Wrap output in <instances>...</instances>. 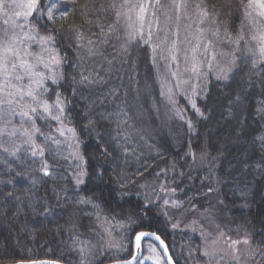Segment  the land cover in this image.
<instances>
[{"label":"snow or ice","instance_id":"1","mask_svg":"<svg viewBox=\"0 0 264 264\" xmlns=\"http://www.w3.org/2000/svg\"><path fill=\"white\" fill-rule=\"evenodd\" d=\"M77 2L0 0V185L11 186L7 195L17 202L15 222H19V215L26 207L33 217L42 218L38 226L43 227L45 220L52 224L48 218L55 207H61L59 195L55 205L36 197L38 180L33 172L43 174L40 181L45 177L65 181L64 187H53L52 192L64 195V206L69 202L82 206L81 213L69 215L77 219L80 215H95L97 221L101 220L103 191L93 188L82 195L94 181L103 183L107 171L104 165L91 167L84 151L81 135L87 132L91 137L92 124L107 121L114 125L106 131L109 139L101 157L111 155L116 161L115 167H119L120 162L130 164L132 157L138 159L137 137L150 149L155 147L146 139L150 132L143 124V110L137 108L135 115L132 114L129 87L124 85L120 69L113 66L118 59L121 65L125 63L130 48L142 50L147 69L143 83L138 79V67L127 76L135 92L132 100L139 103L146 97L151 101L147 109L150 115L155 113L158 117L162 105L165 115H175L186 123L189 140L187 144L179 143L181 148H186L184 158L191 156L193 160L197 157L190 136L196 124L185 119L187 108L207 121L210 112L206 107L202 110L197 99L206 100L208 78L214 76L224 87H229L240 65L245 64L249 69L247 79L229 95L225 108L224 119L231 121V127L216 137L206 135L199 145L201 166H207V192L203 195L208 198V206L198 207L199 200L192 197L189 206L184 208L183 200L168 195L169 192L174 194L175 188H169L167 183L155 186L165 194L163 205L171 203L178 211L183 209L182 215L196 214L191 216L188 226L193 232L199 230L205 239L202 247L195 251L204 259V264H219L223 257L208 245L209 233H205L200 221L206 220L218 230L212 243L226 235L220 230L218 219L221 212L230 210L225 199L229 193L224 189L238 194L239 201L232 203H239L242 210L254 206L258 209L264 230V0H228L224 20L219 18V12L209 11L203 0H107L100 5L103 11L112 13L107 31L102 24L87 30L76 25L69 29L57 27L61 19L75 12L70 5ZM85 22L91 24V19L86 18ZM114 40L118 44H114ZM65 41L76 53L75 63L67 62ZM109 47L113 50L111 53ZM127 62L135 64V61ZM113 77L120 83H111ZM256 85L260 95L250 100L248 94ZM181 100L186 102L184 108L179 106ZM77 117L81 120L79 127ZM137 121L141 123L138 125ZM96 137L98 142L103 139L99 133ZM130 144L135 146L129 148ZM156 150L162 158L164 152ZM230 152L234 158L228 160ZM62 160L67 164L61 165ZM148 163L143 162V171L137 168V174L143 175ZM171 167L175 169V163ZM61 168L65 170L61 172ZM155 175L167 181V168L158 170ZM17 181L24 183L18 187ZM129 182L134 181L121 180L120 187L109 195L128 197L130 201L136 194L131 189L121 190ZM21 190L24 196L16 194ZM98 194L99 200L95 198ZM213 194L215 203H212ZM88 208L92 211L83 210ZM153 208L152 201L145 197L125 218L129 224L138 221L139 224L132 231L134 240L128 241L134 250L129 251L130 258H125L123 264H145V261L174 264L161 236L150 229L142 230L143 221ZM108 219L104 217L105 222ZM53 226L60 227L59 224ZM175 227L177 225L173 224ZM251 235L247 234L243 240H230L228 247L235 254L236 264H240L243 255L238 247L241 243L249 245L250 257L257 253L264 256V248L260 247L264 239L253 246ZM72 239L78 264H93L96 245L88 239L76 236ZM161 248L163 252L159 251ZM28 264L48 262L31 260ZM260 264H264V259Z\"/></svg>","mask_w":264,"mask_h":264},{"label":"trees","instance_id":"2","mask_svg":"<svg viewBox=\"0 0 264 264\" xmlns=\"http://www.w3.org/2000/svg\"><path fill=\"white\" fill-rule=\"evenodd\" d=\"M107 0H78V2L74 5H70L71 8L75 9L74 13H70L66 19H61L58 22L57 27H61L64 29H69L71 25H76L79 27H83L87 30L89 27L95 28L97 24L105 25V31H107V23L112 17V13L103 11L100 8V5L106 4ZM204 5L209 9V11L219 12L220 19H227V8H228V0H203ZM233 18L236 17V10H232ZM86 18L91 19V24L85 22ZM239 23V20H236V24ZM211 25V24H210ZM215 27V25H211ZM223 27V25H221ZM114 44H118V41H113ZM65 55L67 57V62L75 63V51L71 47V45L65 41ZM113 50L109 47L108 52L111 53ZM129 56L127 60L135 61V64H129L127 60L123 65L120 64L119 59L114 61V67L120 69V75L124 76V85L129 87V104L132 105L130 111L133 115H135V111L137 108L143 110L144 119L143 124L149 130L150 137L146 136L148 144H152L155 147L149 148L144 140H140L139 137L136 138V143L139 144V148L137 149V156L131 158L130 164H125L120 162L119 167H115L116 161L110 155L107 158H102L101 153L104 151V145L108 141L109 137L106 134V131L110 128H113L114 125H109L107 121H100L99 123H94L90 127L93 129V134L90 137L87 132H84L81 135V140L84 141V151L89 159V164L91 167H95L96 165H104L107 171L104 174L103 183H99L94 181L88 188L85 190L82 195H86L90 193L93 188H97L98 191H103L104 193V204L102 205L101 212L102 216L109 217V221L120 224V228L128 231L126 234L132 236V231L137 227L139 221L136 224H129L125 219L130 210L133 208H138L140 204L144 202V198L140 195L142 188L145 186V183L155 176V173L158 170L168 168L170 164L175 163V169L172 170L173 175H175L174 185L176 189V193L178 195H182V200L187 202L189 198H192L194 194L193 189L186 188L188 183H191V186H194L193 181H198L197 185L200 192V195H203L207 192V182L205 181L206 175V167H203L200 171L196 173H184L185 172V163H180V160H175L178 155L185 148H181L180 141L187 144L189 140V136L187 134V126L183 121L175 117V115H165V109L161 105L159 116L155 113L151 115L148 112V106L151 104V101L146 97L142 99L141 102L137 103L132 100V97L135 95V92L132 90L129 85L127 76L131 74L133 68L139 69V77L141 83H143L144 73L147 70L144 63V57L142 54V50L130 48ZM71 71V69H69ZM249 69L245 64H241L239 71L235 74L234 79L229 82V87H224L223 82H218L214 77L208 78L207 88H206V100L204 98L197 99V104L202 108V110L207 108L210 112V117L207 121L201 120L194 112H189L191 115V121L196 124V130L190 136L192 150L196 153L199 151V145L203 142L204 137L211 136L216 137L219 134H223L231 127V121H225L224 117L226 116L225 108L228 106V98L229 95L233 94L237 88L243 86L244 81L247 79ZM254 80H259V77H253ZM111 83L119 84L120 81L115 77L110 81ZM260 95L259 86H253L250 93L248 94V98L251 100L253 97H257ZM183 100H181L180 105L183 104ZM107 107H112L108 105ZM194 114V116H192ZM141 122L137 121L139 125ZM77 126H81L80 117H77ZM99 133L100 136L103 137L102 140L98 142L96 134ZM222 140V135H221ZM135 144H130L129 148L134 147ZM157 148H159L162 152H164V156L161 158L157 155ZM179 149V152L177 151ZM215 154V153H213ZM233 154L230 152L228 154L227 159H233ZM63 161V160H62ZM148 161L150 163L147 164V171H144L143 175L137 174V168H140L143 171L142 163ZM171 163H170V162ZM31 164V161H29ZM168 164V165H167ZM182 166L185 168L182 169ZM180 173H184L180 175ZM33 176H35L38 180L36 197L45 198V194L49 193V188L57 183L64 184L65 181L63 179L54 180L45 177L43 181H40V177L43 175L40 172H33ZM134 181L129 182L127 187L121 189L122 191H127L131 189L133 195L129 201L128 197H114L110 196L109 193L114 189L120 187V181ZM23 181H17V186L21 187L23 185ZM264 183V182H262ZM143 184V187L140 185ZM10 185L4 184L0 185V264H12L20 261H31L38 259H48L51 261H57L64 264H78L79 257L77 256V252L73 249V236L81 239V234L79 236L71 233L70 235L66 233L63 223V219L61 218V213H56L55 211L59 208H78L79 212H82V206H78L69 202L66 206H64V199L60 201L63 207H55L53 214L48 218L52 221V224H49L47 220L43 221V227L38 226V222L41 221V217H33L32 212L28 210L26 207L19 215V222H15L14 215L17 210V202L9 198L7 193L10 189ZM47 189V192H46ZM180 191V194H179ZM192 191H194L192 193ZM227 191L229 195L225 197L228 207L231 208L230 204H233L232 201H239L238 194H232L230 189H224ZM21 196H24L23 191L16 193ZM198 196V195H197ZM73 199L75 197H72ZM97 200L100 199L99 194L95 197ZM139 198V203L137 202ZM27 200L28 197H25ZM179 199V198H178ZM181 200V199H180ZM199 202L202 198L198 199ZM125 201H129L125 203ZM48 203L55 205L53 201H49ZM200 204V203H199ZM198 204V205H199ZM202 204V203H201ZM239 203L234 204L236 207ZM233 208V207H232ZM123 209V210H121ZM154 209L152 212L144 219L142 230H151L157 232L161 239L166 243L167 247L170 250V246L173 244L175 246L177 242H183V236L186 235L182 231H169L168 228H165V224L163 223V227L166 230L161 228V218L156 216L154 213ZM157 209V207H156ZM42 210V209H41ZM84 211L91 212L90 208L83 209ZM242 210V209H240ZM244 213L245 211L242 210ZM56 213V214H55ZM235 215L238 212H234ZM251 225L261 226V217H259L258 209L254 206L248 212ZM5 215L7 219H5ZM60 216V217H59ZM5 220L6 223H10L13 225V232H15L16 228L22 227L26 231L25 237L21 239L19 244H16V252H14L15 245H13L10 241V233L6 227L3 226L2 220ZM80 223L90 224L92 220H97L95 215L91 216H79ZM54 224H59V229L54 227ZM258 232H262L257 229ZM254 233V237H257V233ZM194 239V237H193ZM264 239V238H263ZM262 240V239H261ZM192 243V240L188 237L184 242ZM44 245V247L42 246ZM264 246V244H261ZM128 251L132 250V245L127 242ZM130 249V250H129ZM73 253H67L73 251ZM65 251V254H64ZM258 254V253H257ZM260 254V253H259ZM11 255V256H10ZM126 256V255H125ZM8 260H5L7 259ZM174 258V257H172ZM175 264H179L178 261L173 259ZM257 260V259H256Z\"/></svg>","mask_w":264,"mask_h":264},{"label":"rangeland","instance_id":"3","mask_svg":"<svg viewBox=\"0 0 264 264\" xmlns=\"http://www.w3.org/2000/svg\"><path fill=\"white\" fill-rule=\"evenodd\" d=\"M209 27H212V26L209 24ZM210 77H214V76H210ZM183 104L184 105H179V106L181 108H184L186 102L184 101ZM189 112H193L190 109V107L187 108L185 112V119L187 120H191V115ZM192 116H194V114ZM185 125L187 126L186 123ZM184 151H186V148L183 150V152L180 153V155L174 158L175 160H180V163L181 162L185 163L186 168L185 166L184 167L182 166V169L185 168L184 173L185 174L186 173H196L200 171L203 168L199 160L200 150L196 151L197 158L195 160H193L191 156L184 158L183 156ZM60 164L66 165L67 161H60ZM171 165L172 164H170L167 168V181H165L164 179H157L155 175L153 178L149 179L145 183V186L142 188L140 195L143 198L147 197L152 201V204L154 205V208H155L154 213L156 214V216L161 218V223H162L161 228L163 230H166L165 228L167 227L169 231H172V232L182 231L186 235V237L183 236L182 238L183 242L180 241V242H177L175 246H173V244L170 246L171 252L168 250L169 255L174 257L178 261L179 264H204V259L195 250L198 247H202V241L205 238L201 237L199 230H197L196 232H193L192 229L188 226L189 219L191 218L192 215H196V214L193 213L190 215H182L183 209H180L178 211L177 209L171 206V203H169V205H163L161 201L162 199L166 198L165 194L160 193L158 191V188L155 187V186H158L159 184L167 183L169 188L176 189L174 185V180L172 181L170 180V179H175V175H173V172H172L173 168L171 167ZM204 167L207 168L206 165ZM64 170H65L64 168L60 169L61 172H63ZM69 171H72V170L69 169ZM190 182L191 183L186 184L188 187L186 188V191H188V189L196 188L192 197H195L197 199L202 198V200H200L199 202L200 204L197 206L201 208L207 207L209 203L207 196L205 195L199 196L200 192L197 190L199 189L197 185L198 181H193L194 186H191L192 180ZM53 187L62 188L64 187V184H57V183L53 184L49 188V193L45 194L44 199L47 200L48 202L53 201L55 203L56 196L59 195L60 201L63 200L65 198L64 195L53 193L52 192ZM69 190H71L70 187H69ZM176 190H180V189H176ZM179 194H180V191H179ZM168 195H173L175 198H179L182 200V195H178L176 192L174 194L169 192ZM189 203H190V200L185 202L184 208H187L189 206ZM212 203H215V194H213ZM230 205H231V208L228 207L230 210H225L219 214L218 219L220 222V230H223L226 233V235L223 237H219V239L216 240V243H212V241L216 239L218 230L213 225L208 224L206 220L200 221V224L203 226L205 233H209V235H207L206 237L208 245L212 249H215L217 251L218 256L223 257V259H219V264H236V261L234 260L235 254L228 247L230 240H243L247 234L251 233L252 235L250 239H251L252 245L255 246L261 241V239L264 238V230L261 229V226L251 225L250 223L251 219L248 214L249 210H244L245 211L244 213L242 210H240L241 208L238 207V205H236V207L233 206L234 204H230ZM61 207H63L62 204H61ZM235 211L238 212L237 215L234 214ZM55 212L61 213L62 215L61 218L63 219V223L65 225L64 229H68L66 231L67 234L70 235L71 233H74V235L79 236V233H80L81 240L88 239L90 240L92 244L96 245L97 250L95 253L93 264H112L115 262L124 261L125 258H130L129 253L127 252L128 247L126 245L129 239L134 240V237L126 234L128 231H126L125 229L123 230L122 228L118 227L120 226V224L117 223L116 225V223L109 221V220L105 222L104 218H101L100 221L92 220L90 224L88 225L80 223L79 219H77L74 216L69 215L70 213L79 214L80 212L78 208L77 209L76 208H64V209L59 208ZM2 223H5L2 225L5 226L6 227L5 229H7L10 233V241L13 245H15L13 249H15L14 252H16V244H19L21 239L25 237L24 233H26V231L24 230V228L19 227V228H16L15 230L16 233H14L13 225H10V223H6L4 219L2 220ZM163 223L165 224V228L163 227ZM173 224H176L177 227L173 228ZM257 229H259V231L261 230L262 232H258ZM255 232H258L257 237H254ZM188 237L190 238V240H192L191 244H189V241L184 242ZM42 246L44 247V245ZM238 247L243 252V255L241 256L240 264H260V261L264 259V256H262L259 253L250 257L247 251L249 248V245H244L241 243L240 245H238ZM260 247L264 248V246L262 245H260ZM132 250H134L133 245H132ZM73 252L74 250L71 252H67V253H73ZM190 252L192 253L191 258L189 257ZM64 254H65V251H64ZM146 254L147 253L145 252V255ZM5 260H8V258ZM38 260L51 261L48 259H38ZM20 262H29V261H20ZM53 262L58 263V264H64V263L57 262V261H53ZM16 263L18 262H15L12 264H16ZM145 264H152V262L145 261Z\"/></svg>","mask_w":264,"mask_h":264},{"label":"water","instance_id":"4","mask_svg":"<svg viewBox=\"0 0 264 264\" xmlns=\"http://www.w3.org/2000/svg\"><path fill=\"white\" fill-rule=\"evenodd\" d=\"M161 252H163V249L161 248V249H159ZM168 255H169V252H168ZM48 262V264H58V263H55V262H51V261H47ZM16 264H28V262L27 263H16ZM112 264H123V261H119V262H115V263H112Z\"/></svg>","mask_w":264,"mask_h":264},{"label":"bare ground","instance_id":"5","mask_svg":"<svg viewBox=\"0 0 264 264\" xmlns=\"http://www.w3.org/2000/svg\"><path fill=\"white\" fill-rule=\"evenodd\" d=\"M195 189H196V188H193L194 191H195ZM194 191H192V193H193ZM45 261H47V260H45ZM51 262H53V261H51ZM18 263H27V262H18Z\"/></svg>","mask_w":264,"mask_h":264}]
</instances>
